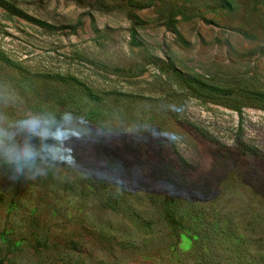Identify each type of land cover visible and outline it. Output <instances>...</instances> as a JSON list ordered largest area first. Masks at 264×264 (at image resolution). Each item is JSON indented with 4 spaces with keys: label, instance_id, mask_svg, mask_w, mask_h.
I'll return each instance as SVG.
<instances>
[{
    "label": "rangeland",
    "instance_id": "rangeland-1",
    "mask_svg": "<svg viewBox=\"0 0 264 264\" xmlns=\"http://www.w3.org/2000/svg\"><path fill=\"white\" fill-rule=\"evenodd\" d=\"M82 88L124 171L0 167V264H264V0H0V94L87 113Z\"/></svg>",
    "mask_w": 264,
    "mask_h": 264
},
{
    "label": "clouds",
    "instance_id": "clouds-1",
    "mask_svg": "<svg viewBox=\"0 0 264 264\" xmlns=\"http://www.w3.org/2000/svg\"><path fill=\"white\" fill-rule=\"evenodd\" d=\"M126 138L139 144L161 137L149 125H143L128 129ZM121 143L118 133L98 122L93 131L86 113L70 108L59 112L52 108L18 111L15 99L0 94V167L8 169L13 181L37 180L65 167L78 172L75 162L79 157L97 169L120 173L124 171L122 162L108 157L100 148Z\"/></svg>",
    "mask_w": 264,
    "mask_h": 264
},
{
    "label": "trees",
    "instance_id": "trees-1",
    "mask_svg": "<svg viewBox=\"0 0 264 264\" xmlns=\"http://www.w3.org/2000/svg\"><path fill=\"white\" fill-rule=\"evenodd\" d=\"M7 62H10L8 59H6ZM55 79L60 81V82H66L68 79L64 78V77H61V76H58L56 75L55 76ZM75 83L79 84L77 81H74ZM184 83L186 84V87L191 91V92H196L197 90V86L195 85V82L193 81H187L185 80ZM207 91H214V89L212 88H208L207 87ZM82 95H83V99H84V102H85V106H87L88 108H91V110L89 112H87L86 114L91 117H98V111L97 108L103 104H105L106 102V98H105V95L103 93H99V92H94L93 90L89 89V88H82ZM198 96V95H197ZM97 111H95V110ZM80 111V110H79ZM95 111V112H94ZM102 115V114H101ZM103 119H104V115H103ZM202 134V133H201ZM240 138L237 139V141H239ZM241 146H245V145H241ZM251 152L261 158V159H264V154L257 151V150H251ZM168 203V202H166ZM168 205V204H166ZM173 222H175V220H173ZM197 235L196 236H193L192 237H187V234L185 233H179L176 235V242H175V245H174V248H176V246H178L180 244V241L181 240H184L186 242H189L191 241V239H194V241H196L197 239ZM173 248V249H174Z\"/></svg>",
    "mask_w": 264,
    "mask_h": 264
}]
</instances>
